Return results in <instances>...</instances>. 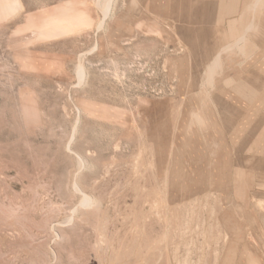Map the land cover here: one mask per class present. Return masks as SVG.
<instances>
[{
    "label": "rangeland",
    "instance_id": "1",
    "mask_svg": "<svg viewBox=\"0 0 264 264\" xmlns=\"http://www.w3.org/2000/svg\"><path fill=\"white\" fill-rule=\"evenodd\" d=\"M0 264H264V0H0Z\"/></svg>",
    "mask_w": 264,
    "mask_h": 264
},
{
    "label": "bare ground",
    "instance_id": "2",
    "mask_svg": "<svg viewBox=\"0 0 264 264\" xmlns=\"http://www.w3.org/2000/svg\"><path fill=\"white\" fill-rule=\"evenodd\" d=\"M216 62H218V61H216Z\"/></svg>",
    "mask_w": 264,
    "mask_h": 264
}]
</instances>
